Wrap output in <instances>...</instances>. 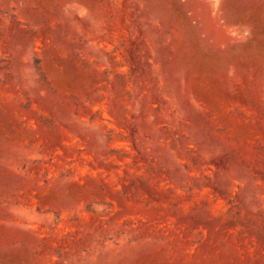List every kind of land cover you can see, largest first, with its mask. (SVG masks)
<instances>
[{
    "label": "rangeland",
    "instance_id": "rangeland-1",
    "mask_svg": "<svg viewBox=\"0 0 264 264\" xmlns=\"http://www.w3.org/2000/svg\"><path fill=\"white\" fill-rule=\"evenodd\" d=\"M0 264H264V0H0Z\"/></svg>",
    "mask_w": 264,
    "mask_h": 264
}]
</instances>
